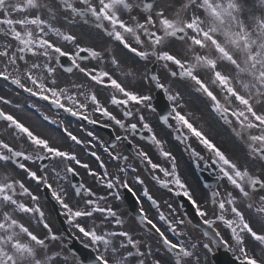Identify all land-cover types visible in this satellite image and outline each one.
<instances>
[{
  "label": "snow or ice",
  "instance_id": "obj_1",
  "mask_svg": "<svg viewBox=\"0 0 264 264\" xmlns=\"http://www.w3.org/2000/svg\"><path fill=\"white\" fill-rule=\"evenodd\" d=\"M0 81V264H264V0H0Z\"/></svg>",
  "mask_w": 264,
  "mask_h": 264
},
{
  "label": "flooded vegetation",
  "instance_id": "obj_2",
  "mask_svg": "<svg viewBox=\"0 0 264 264\" xmlns=\"http://www.w3.org/2000/svg\"><path fill=\"white\" fill-rule=\"evenodd\" d=\"M5 91H7V89L4 88V84H3V82L0 81V94H4ZM11 96L13 97L14 101H16V100L19 101L20 98H21V96H20V97H16L14 91L11 92ZM5 135H6V134H5V132H4L3 127L0 126V136H5Z\"/></svg>",
  "mask_w": 264,
  "mask_h": 264
},
{
  "label": "rangeland",
  "instance_id": "obj_3",
  "mask_svg": "<svg viewBox=\"0 0 264 264\" xmlns=\"http://www.w3.org/2000/svg\"><path fill=\"white\" fill-rule=\"evenodd\" d=\"M208 130H209V129H208ZM211 134L214 136V133H213V132H212ZM221 146H223V147H224V145H221Z\"/></svg>",
  "mask_w": 264,
  "mask_h": 264
}]
</instances>
